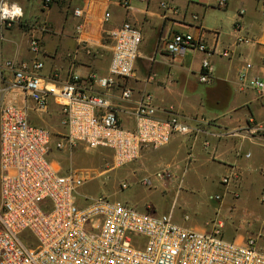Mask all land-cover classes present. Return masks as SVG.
Masks as SVG:
<instances>
[{
    "label": "built area",
    "instance_id": "built-area-1",
    "mask_svg": "<svg viewBox=\"0 0 264 264\" xmlns=\"http://www.w3.org/2000/svg\"><path fill=\"white\" fill-rule=\"evenodd\" d=\"M131 1L85 0L83 6L73 9L79 24L75 28L77 45L72 51L111 47L109 76L94 78V84L103 89L118 87L117 79L127 81L136 71L143 42L141 30L130 22L105 30L112 18L110 7L130 10ZM215 1L219 8L228 3ZM45 3L49 5L52 0ZM169 6L167 2L160 4L162 10ZM23 17L24 10L18 3L0 0V33L22 22ZM37 25L41 33L50 31L47 22ZM201 31L197 37L175 33L167 39L165 48L174 57L190 51L206 54L200 82L209 84V57L216 48L207 46ZM29 47L39 55L40 37H32ZM223 55L229 57L230 51ZM43 68L38 60L8 61L3 65L11 76L8 90L23 92L36 112H47L49 98L61 105L66 133L56 144L60 150L76 145L107 149L113 154L114 168L121 169L138 160L143 150L167 146L174 135L199 132L177 116L166 121L156 119L150 96L137 104L136 128L127 130L108 99L81 90L79 75L72 74L59 86L40 75ZM241 79H246V73ZM250 85L264 95V77L253 79ZM121 92L123 99L133 95L129 87ZM29 111L28 106L8 103L0 107V264H264V250L256 239L230 241L220 229H188L176 224L172 214L156 216L149 210L139 211L129 202L82 194L85 176L79 171L62 172L57 163L50 161L52 132L32 125ZM229 181L224 177L221 183L228 185ZM143 183L150 185L148 180ZM123 188L127 189V184ZM215 198L222 200L219 195ZM261 202L264 205V194Z\"/></svg>",
    "mask_w": 264,
    "mask_h": 264
},
{
    "label": "crops",
    "instance_id": "crops-1",
    "mask_svg": "<svg viewBox=\"0 0 264 264\" xmlns=\"http://www.w3.org/2000/svg\"><path fill=\"white\" fill-rule=\"evenodd\" d=\"M10 1L23 8L22 22L28 28L16 39L5 29L1 63L38 60L44 64L40 75L59 86L72 74L79 75L81 90L108 99L121 126L127 130L136 128L135 109L145 96L151 97L156 119L166 121L177 116L197 127L196 135H174L159 150H143L140 158L130 164L126 175L132 180H141L143 185L148 180L150 185L144 186L152 188L150 177L140 178L141 174H150L164 193H173L171 213L182 227L200 232L220 229L225 239L244 241L248 234L240 232L241 226L235 217L248 211L257 191L264 194V95L250 85L253 79L264 77V0H228L225 8H219L215 0H132L130 10L111 6L112 18L105 26L107 32L130 22L143 35L133 77L127 81L117 79L118 87L113 89L94 84V78L109 76L113 58L110 46L96 47L91 52L84 48L76 53L72 51L77 45L75 28L79 24L73 9L83 6L85 0H52L49 5L40 0L34 2V17L20 2ZM163 2L170 3L168 10L160 8ZM231 4L238 8L231 30L224 31L222 24L207 23L208 12H226ZM37 21L50 22V31L41 33ZM201 30L207 46L216 48V53L209 57L212 67L209 84L200 82L206 54L190 51L174 57L165 48L173 34L190 33L197 37ZM34 36L41 39L39 55L29 47ZM224 51H230V56L225 57ZM243 73H246L244 80ZM124 87L132 89L130 99L122 98ZM14 96L11 104L30 108L32 125L48 128L58 136L66 133L62 107L54 98H49L48 110L41 114L23 92L16 90ZM260 127L262 130H257ZM217 176L220 181L214 183ZM224 177L230 179L228 185L221 183ZM187 188L202 193L216 189L212 192L222 200L210 193L207 204H200V217L180 219L174 207L181 196L188 194ZM131 204L142 211L151 210L141 196L134 197Z\"/></svg>",
    "mask_w": 264,
    "mask_h": 264
},
{
    "label": "rangeland",
    "instance_id": "rangeland-1",
    "mask_svg": "<svg viewBox=\"0 0 264 264\" xmlns=\"http://www.w3.org/2000/svg\"><path fill=\"white\" fill-rule=\"evenodd\" d=\"M16 1L26 7L29 13L34 11V2L40 0ZM237 10L238 8L231 4L226 12L222 11L220 13L219 10L210 11L206 15V21L210 25L222 24L224 31H229L233 27V18ZM31 15L34 17L36 14L35 12H32ZM48 25L51 28L50 22ZM27 28L28 27L25 26L24 22H19L12 25L8 30L13 33L11 35L16 39L19 35L21 36ZM4 33L5 29L0 33V107L3 104H11L15 101V91L8 90L11 76L3 69V64L1 63V55L3 54L2 49L6 43L5 38H3ZM25 37L28 38V36ZM50 131L53 135L52 147L49 154L50 161L57 163L62 172L79 171L85 176V186L81 189L82 194L90 197L106 196L113 200H119L124 203L129 202L130 204L134 197L141 196L150 205L151 210H149V212L152 214H155L156 216L172 214L171 210L172 206H174L173 193H164L152 175H140V178L142 179L145 177H150L152 179L153 187L149 188L144 186L141 183V180L138 181L128 178L126 173L127 170L131 168V165H127L121 169L114 168L113 154L110 150H94L87 148L84 145H76L72 149L60 150L56 147L60 136H58L56 132H53L52 130ZM219 178L220 177L217 176V178L214 179V183L219 182ZM124 184H127V189L123 188ZM211 186L215 187V185ZM215 190L216 189H213L212 191L215 192ZM187 191L188 194L181 196L174 207V211L176 212L175 215L186 221L200 217V204H207L206 202H208V196L210 193L214 196L216 195L212 191L202 193L192 188H187ZM261 197L262 192L257 191L255 198L251 201V205L248 208L249 212L244 210L239 215H236L235 221L241 226L240 232L248 234L245 239L253 238L256 239V241L258 239V244L262 247V245L264 246V205L261 204ZM133 206L135 207V205ZM136 208L139 211H142V209L138 207ZM174 222L180 225L175 220Z\"/></svg>",
    "mask_w": 264,
    "mask_h": 264
},
{
    "label": "trees",
    "instance_id": "trees-1",
    "mask_svg": "<svg viewBox=\"0 0 264 264\" xmlns=\"http://www.w3.org/2000/svg\"><path fill=\"white\" fill-rule=\"evenodd\" d=\"M22 27H23V25H22Z\"/></svg>",
    "mask_w": 264,
    "mask_h": 264
}]
</instances>
